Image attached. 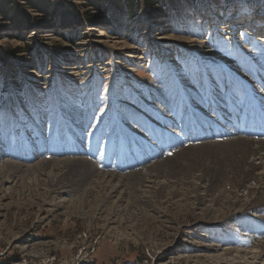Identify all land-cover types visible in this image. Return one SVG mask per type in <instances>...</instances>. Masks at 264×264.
I'll return each instance as SVG.
<instances>
[{
	"label": "rangeland",
	"instance_id": "374dc122",
	"mask_svg": "<svg viewBox=\"0 0 264 264\" xmlns=\"http://www.w3.org/2000/svg\"><path fill=\"white\" fill-rule=\"evenodd\" d=\"M202 4L204 12L171 10L154 20L141 11L144 19L128 18L126 35L101 17L95 24L22 30L0 19V48L32 44L0 66V264H264V177L256 181L264 158L255 160L258 170L241 166L234 146L241 140L220 137L157 155L166 139L173 143L169 133L180 131L161 116L176 105L197 121L199 113L213 117L214 110L242 104L241 95L230 94L232 80L222 82L228 71L264 96L257 82L262 63L248 61L263 55L264 44H251L249 29L240 27L251 24L252 14L264 20V0ZM259 27L262 36L264 23ZM210 56L222 62L210 64ZM203 69L209 81L221 72L209 92L200 86L208 80L201 79ZM257 113L252 106L248 114ZM238 133L229 137L251 136ZM94 139L101 140L96 155L87 150ZM125 139L138 147L112 151ZM73 142L77 153L65 149ZM142 156L150 160L119 167ZM197 171L207 178L201 185ZM107 174L124 191L115 185L103 200L106 190L95 185Z\"/></svg>",
	"mask_w": 264,
	"mask_h": 264
},
{
	"label": "trees",
	"instance_id": "16d2710c",
	"mask_svg": "<svg viewBox=\"0 0 264 264\" xmlns=\"http://www.w3.org/2000/svg\"><path fill=\"white\" fill-rule=\"evenodd\" d=\"M79 2L76 6L75 2ZM143 8H138L137 0H0V19L12 24L18 30L31 26L49 23L61 27L75 26L80 22L95 24L98 18H106L114 23L116 31L129 34L128 18H136L139 14L141 19L144 14L151 20L169 15V11L176 13L185 7L204 9L203 0H140ZM231 2L232 0H228ZM18 3L20 7H18ZM228 3V2H227ZM82 8L85 9L82 11ZM28 10L39 13V16H29ZM134 14V15H133ZM10 18V19H9ZM10 20V21H9ZM127 26V27H126ZM23 49L12 48L8 52L0 48V66L5 67L6 55L16 56L21 52H27L32 44L22 41Z\"/></svg>",
	"mask_w": 264,
	"mask_h": 264
},
{
	"label": "bare ground",
	"instance_id": "6f19581e",
	"mask_svg": "<svg viewBox=\"0 0 264 264\" xmlns=\"http://www.w3.org/2000/svg\"><path fill=\"white\" fill-rule=\"evenodd\" d=\"M264 35H262L261 37H260V41H262V42H256V41H252L251 42V44L253 43L254 45H262V44H264V37H263ZM215 42V41H214ZM255 47V46H254ZM253 47V48H254ZM260 47V46H259ZM257 48V47H256ZM255 50V49H254ZM259 50H262L261 48H259ZM262 52V51H261ZM202 54H204V50H203V52H201L200 54H198V56L197 57H200ZM246 55V54H245ZM252 55H253V53H252ZM246 57V56H245ZM247 58V57H246ZM249 58V60L248 61H250L251 62V64L253 63V62H255V64L257 63V65L258 64H261V68L263 69V71H264V52H263V55H262V53H260V54H257L256 55V57L254 58V57H248ZM247 60V59H246ZM208 61H209V63L210 64H216L215 66H217L219 63H221L222 61L220 60V59H217V58H213L212 56H210L209 57V59H208ZM250 64V63H249ZM219 67H221V68H223L224 69V71H225V68H224V66L223 65H219ZM218 67V68H219ZM226 67V66H225ZM250 68H251V66H249ZM214 68V67H213ZM246 68L248 69V67L246 66ZM222 69V70H223ZM227 69V68H226ZM255 68L253 67V70H254ZM250 70V69H249ZM252 70V71H253ZM228 74V75H227ZM227 74H225V76L223 77V81L222 82H225L226 80H232L230 83H229V90H230V94L232 93V94H235V95H237V96H239V95H242L243 94V96H242V98H244V97H246V94H245V92H247V91H249V89H250V87L247 85V83H246V81L247 80H245L244 78H242V77H240V76H238V74H236V73H232L231 71H228V73ZM253 74V73H252ZM203 75V76H202ZM202 75H201V79L202 78H204V76L206 77L207 75H206V71L203 69V72H202ZM221 75V72H219L218 70H215V72L213 73V77H215V78H212L213 80H210L209 81V76H207V78H208V80L206 81V82H202V80H200L199 82H202L201 83V88L203 89V90H205V91H208L207 90V84L208 85H210L211 86V84H210V82L211 83H214V85L213 86H215V85H218L219 83H221V82H219V76ZM251 75V74H250ZM257 75V74H256ZM255 77V76H254ZM258 77V76H257ZM197 79V76H195V78L193 79L194 81ZM198 80V79H197ZM176 82V81H175ZM196 82V81H195ZM194 82V83H195ZM257 82L259 83V84H261V86L262 87H264V72H263V77H260V79H258L257 80ZM212 87V86H211ZM174 88V86L172 87V88H170V89H173ZM182 88V86L180 85L178 88H175V89H181ZM191 89V88H190ZM256 90H258V88H255V94L256 95H261V93H260V91H256ZM153 91H156V89H153ZM181 91V90H180ZM179 91V92H180ZM157 92V91H156ZM209 92V91H208ZM155 93V92H154ZM165 93V92H164ZM178 93V92H177ZM156 94V93H155ZM183 94H185V93H183ZM208 94V93H207ZM231 94V95H232ZM188 95V94H187ZM180 96H181V94H180ZM172 97V96H171ZM170 97V98H171ZM260 97V99H262L264 96L263 95H261V96H259ZM262 97V98H261ZM176 98V97H175ZM192 98V97H191ZM165 100V99H164ZM250 100V99H249ZM159 101V100H158ZM172 104H173V102H172ZM172 107V106H171ZM177 107V106H176ZM249 107V105L248 106H246L245 107V109H247ZM182 108V107H181ZM242 109V106L240 105V106H236L235 107V109H234V111H237V112H240V110ZM234 111H231L230 113H227L226 111H223V113H221V116H220V119H221V122H223L222 120H225L226 122H229L232 118H233V116L237 113H234ZM224 115H227L226 116V118H223L224 117ZM233 120V119H232ZM246 123V122H245ZM237 125V124H236ZM232 127H233V125H232ZM212 128V127H211ZM215 129H219V130H224V134H232L233 132H234V128H232V129H228V126H223L222 124H215L214 125V128L212 129V130H210V128H208V133H211V132H215ZM248 129V127H246L245 129H244V131L245 130H247ZM189 130H191V129H189ZM205 133H207L206 131H205ZM238 135H239V133H237ZM244 134H247V135H249L247 132H244ZM252 135H253V138H264V134H262V133H259V131L258 130H256V131H253L252 132ZM190 136H188L187 135V138H189ZM238 138V139H237ZM230 140H241V142H242V144H241V142H240V144H239V142H238V145H235V144H237V143H235L234 144V146H236V148H237V152H238V155L236 156L235 155V157H236V159H239L240 160V162H241V166H245V165H247V166H251V167H254L255 169H257V168H259V166L258 165H254V162H255V160H256V162L258 163V159H260V158H264L263 156H260V151L261 150H263L264 149V140H260V139H252L250 136L249 137H246V136H240V137H233V138H229V140L228 141H230ZM247 140V141H246ZM231 142V141H230ZM251 142H253V143H251ZM258 143V145H256L255 143ZM229 143V142H228ZM232 145H233V143L231 144V145H228L227 144V147H229L230 149H232ZM228 148V149H229ZM263 148V149H262ZM233 151V150H232ZM264 152V151H263ZM66 153V152H65ZM234 153V152H233ZM262 153V152H261ZM236 154V153H235ZM234 155V154H233ZM8 158V157H7ZM230 158V157H229ZM233 158V157H232ZM156 159V158H155ZM62 160V159H61ZM60 161V160H59ZM63 161V160H62ZM233 161V160H232ZM235 161V160H234ZM237 161V160H236ZM261 161V160H260ZM68 163V162H67ZM161 163V162H160ZM262 163V162H261ZM264 163V162H263ZM53 164V163H52ZM157 165V164H156ZM95 167V166H94ZM159 167V166H158ZM229 167V166H228ZM235 167V166H234ZM251 167H248L249 169L251 168ZM263 167H264V164H263ZM44 168V167H43ZM58 168V167H57ZM160 168V167H159ZM158 168V169H159ZM195 169V168H194ZM230 169V168H229ZM242 169V168H241ZM249 169H247V170H249ZM98 170V169H97ZM163 170V169H162ZM258 170V169H257ZM257 170H256V172H257ZM262 170V169H261ZM131 171V170H130ZM192 171V170H191ZM190 171V172H191ZM206 171V170H205ZM227 171V170H226ZM234 171V170H233ZM238 171V170H237ZM255 171V170H254ZM264 171V170H263ZM231 172H232V170H231ZM240 172V171H239ZM261 172V171H260ZM142 173V172H141ZM193 173V172H192ZM250 173V171L248 172V174ZM139 174V173H138ZM155 174V173H154ZM153 174V175H154ZM165 174V173H164ZM195 174V173H194ZM197 174V175H196ZM196 176L197 177H195V179H197V181H196V185H201V183H202V181L204 180V179H207V178H205V175H202V174H198V171L196 172ZM227 174V173H226ZM248 174H247V176H248ZM136 175V174H135ZM134 175V176H135ZM228 175V174H227ZM250 175V174H249ZM58 176V175H57ZM137 176V175H136ZM135 176V178H137ZM149 176V175H148ZM178 176V175H177ZM238 176V175H237ZM243 176H246V175H243ZM243 176H241V177H243ZM90 177V176H89ZM95 177H97V175L95 176ZM116 177V176H115ZM156 177V176H155ZM221 177V176H220ZM228 177V176H227ZM234 177H236V176H234ZM240 177V176H239ZM254 177V176H253ZM264 177V173H260V174H257V180L256 181H262V178ZM55 177H53V178H51V180H52V183H53V185L55 184V182H57L58 183V181L57 180H59V179H54ZM120 177H118V179H119ZM128 178V177H127ZM133 178V177H132ZM131 178V179H132ZM165 178V177H164ZM187 178V177H186ZM191 178H192V176H191ZM231 178V177H230ZM233 178V177H232ZM248 178V177H247ZM92 179H94V178H92ZM92 179H91V181H92ZM111 179H113V174H107V176H102V178L99 180V181H96V187H98V188H103V189H105L106 190V193L107 194H105V198H103V200H106V199H109V198H111L110 196H111V194L112 193H114V187H115V185H116V188L117 189H119L120 190V192H123L124 190H122V188H121V183H120V181H117V182H111ZM116 179H117V177H116ZM122 179V178H121ZM188 179V178H187ZM223 179V178H222ZM238 179V178H237ZM245 179H246V177H245ZM251 179H252V177H251ZM87 180V179H86ZM192 180V179H191ZM234 180V179H233ZM153 181V180H152ZM192 181H194V180H192ZM227 181V180H226ZM228 181H229V178H228ZM227 181V182H228ZM245 181V180H244ZM184 182V181H183ZM188 182V181H187ZM249 182V181H248ZM248 182H247V184H248ZM93 183H95V182H93ZM137 183V182H136ZM158 182H156V184H157ZM161 183V181H159V184ZM175 183V182H174ZM236 183V182H235ZM243 183V182H242ZM194 184V183H193ZM194 184V185H195ZM204 184V183H203ZM55 185H57V184H55ZM158 185V184H157ZM178 185V184H177ZM184 185V184H183ZM229 185V184H228ZM249 185H250V183H249ZM234 186V185H233ZM245 186H247V185H245ZM170 187V186H169ZM232 187V186H231ZM258 187V186H257ZM263 187V186H262ZM167 188V187H166ZM200 188V187H199ZM256 188V187H255ZM124 189V188H123ZM211 189V188H210ZM251 189V188H250ZM250 189H249V193H250ZM238 190V189H237ZM244 190V189H243ZM253 190H254V188H253ZM118 191V190H117ZM116 191V192H117ZM211 191V190H210ZM242 191V190H241ZM256 191V190H255ZM263 191V190H262ZM119 192V191H118ZM119 192V193H120ZM165 192V191H164ZM204 192V191H203ZM219 192V191H218ZM252 193H253V191H251ZM160 193H162V192H160ZM200 193V192H199ZM248 193V192H247ZM258 193V192H257ZM118 194V193H117ZM225 194V193H224ZM231 194V193H230ZM123 195V194H122ZM161 195V194H160ZM159 195V196H160ZM170 195V194H169ZM227 195V194H226ZM117 196V195H116ZM256 196V195H255ZM264 196V195H263ZM108 197V198H107ZM114 197V196H113ZM161 197V196H160ZM201 197V196H200ZM216 197V196H215ZM245 197V196H244ZM248 197V196H247ZM141 198V197H140ZM240 198V197H239ZM142 200V199H141ZM262 200V199H261ZM258 201V200H257ZM223 204V203H222ZM252 205V204H251ZM232 234H234L233 232H232ZM233 236V235H232ZM256 246L259 248V246L256 244ZM245 248V247H244ZM253 248V247H252ZM236 250V249H235ZM252 250V249H251ZM255 250H257V249H255ZM264 250V249H263ZM258 251V250H257ZM260 251V250H259ZM242 252V251H241ZM244 252V251H243ZM254 252V251H253ZM238 253V252H237ZM240 253V252H239ZM249 253V252H248ZM262 253V252H261ZM231 254V253H230ZM245 254H247V253H245ZM252 254H254V253H252ZM251 254V255H252ZM255 254H256V252H255ZM241 256V255H240ZM253 256V255H252ZM248 257V256H247ZM250 258V257H249ZM259 258V255H257V259ZM264 258V257H263ZM255 259V258H254ZM256 260V259H255ZM252 261V260H251ZM248 262H250V261H248ZM251 263V262H250ZM248 264V263H247ZM258 264H259V262H258Z\"/></svg>",
	"mask_w": 264,
	"mask_h": 264
}]
</instances>
